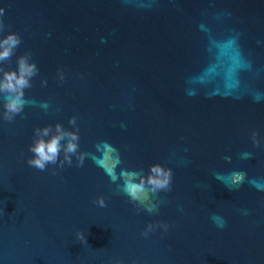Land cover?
Segmentation results:
<instances>
[{
	"label": "water",
	"instance_id": "obj_1",
	"mask_svg": "<svg viewBox=\"0 0 264 264\" xmlns=\"http://www.w3.org/2000/svg\"><path fill=\"white\" fill-rule=\"evenodd\" d=\"M0 7L22 37L2 66L30 51L39 69L0 116V264H264V0ZM73 116L83 165L29 166L34 129ZM154 163L173 177L150 214L110 174Z\"/></svg>",
	"mask_w": 264,
	"mask_h": 264
},
{
	"label": "clouds",
	"instance_id": "obj_2",
	"mask_svg": "<svg viewBox=\"0 0 264 264\" xmlns=\"http://www.w3.org/2000/svg\"><path fill=\"white\" fill-rule=\"evenodd\" d=\"M4 13L5 9L0 7V16H3ZM9 27L0 19V33L6 32ZM21 43L22 37L17 32L7 31L6 35H0V95L3 96V111L0 116L9 123L23 112L27 103L25 90L33 87L32 80L39 74L35 61L31 59L30 51L16 58L15 69H5L2 66L11 60ZM58 74L59 79L63 81V72L58 69ZM46 84V80L41 81L42 86ZM76 119L73 116L68 121L75 129L74 131L65 129L60 123H56L54 126L35 128L33 142L28 149L32 153V156L27 160L28 165L40 171H44L49 164H58L62 168L65 164L71 165L72 158L75 156L76 165L82 166L85 153L79 150L80 137ZM252 142L257 146L260 144L255 131L252 133ZM61 153H63L62 159H60ZM172 177V169L159 163L151 164L147 175L128 169H122L118 174H110V179L116 183L117 189L125 194L130 202L136 204L138 208L142 207L150 214L158 211L161 203L158 199L153 201V196L161 191H170ZM94 203L100 207H106L105 199L102 196L97 197ZM156 227H162L165 231L168 229L167 224L153 225L150 223L142 235L147 236ZM82 242L87 243L85 235L82 237ZM114 264H122V262L116 260Z\"/></svg>",
	"mask_w": 264,
	"mask_h": 264
}]
</instances>
